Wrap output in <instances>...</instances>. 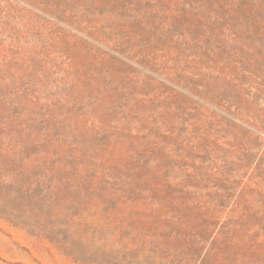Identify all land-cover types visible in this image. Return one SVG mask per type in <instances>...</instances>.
<instances>
[{"label": "rangeland", "instance_id": "1", "mask_svg": "<svg viewBox=\"0 0 264 264\" xmlns=\"http://www.w3.org/2000/svg\"><path fill=\"white\" fill-rule=\"evenodd\" d=\"M0 264H264V0H0Z\"/></svg>", "mask_w": 264, "mask_h": 264}]
</instances>
